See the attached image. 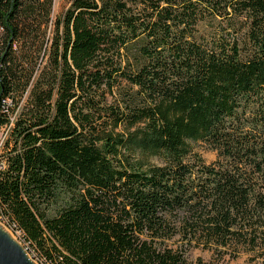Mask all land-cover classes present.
<instances>
[{"label": "trees", "instance_id": "obj_1", "mask_svg": "<svg viewBox=\"0 0 264 264\" xmlns=\"http://www.w3.org/2000/svg\"><path fill=\"white\" fill-rule=\"evenodd\" d=\"M55 2L0 0V218L39 264H264V0Z\"/></svg>", "mask_w": 264, "mask_h": 264}, {"label": "rangeland", "instance_id": "obj_2", "mask_svg": "<svg viewBox=\"0 0 264 264\" xmlns=\"http://www.w3.org/2000/svg\"><path fill=\"white\" fill-rule=\"evenodd\" d=\"M66 1L67 0H56L55 2L56 14L60 13L61 10L65 7ZM197 150L202 153L203 157L207 160V162H211L216 158V152L209 150L203 146H199ZM0 225L3 226L7 231H9L10 234L16 240H18L22 245H24L20 239L19 234L14 233L9 227H7L1 221H0ZM168 244L169 246L174 248H181V250L185 253V257L187 259L188 264H198L199 261L205 262L207 264H211V263L217 264L218 262L217 257L215 256L213 250L205 249L202 245H197L195 243L189 244L188 241L183 239L181 235H176L173 239L168 241ZM36 263L39 264L37 261ZM218 264H252V263L249 261L248 255L242 254L237 258H231L230 256H226L225 259L222 262H219Z\"/></svg>", "mask_w": 264, "mask_h": 264}, {"label": "water", "instance_id": "obj_3", "mask_svg": "<svg viewBox=\"0 0 264 264\" xmlns=\"http://www.w3.org/2000/svg\"><path fill=\"white\" fill-rule=\"evenodd\" d=\"M0 264H37L34 257L0 225Z\"/></svg>", "mask_w": 264, "mask_h": 264}, {"label": "built area", "instance_id": "obj_4", "mask_svg": "<svg viewBox=\"0 0 264 264\" xmlns=\"http://www.w3.org/2000/svg\"><path fill=\"white\" fill-rule=\"evenodd\" d=\"M5 102L11 103V101L9 99H6ZM15 118V116L12 117V120ZM9 128L10 126H5L0 130V154L2 152L3 146L5 144L7 135L9 133ZM4 167V163L1 162L0 160V169ZM0 221L6 225L5 221L0 218ZM7 226V225H6ZM8 227V226H7ZM34 257V256H33Z\"/></svg>", "mask_w": 264, "mask_h": 264}]
</instances>
